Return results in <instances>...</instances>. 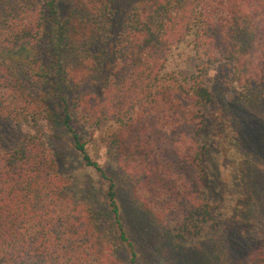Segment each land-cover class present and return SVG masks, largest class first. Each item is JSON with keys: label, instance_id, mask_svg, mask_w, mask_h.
<instances>
[{"label": "trees", "instance_id": "trees-1", "mask_svg": "<svg viewBox=\"0 0 264 264\" xmlns=\"http://www.w3.org/2000/svg\"><path fill=\"white\" fill-rule=\"evenodd\" d=\"M44 1L41 17L30 6L28 20L0 34V120L31 121L44 134L10 146L0 137V264H138L118 172L164 237H199L214 217L204 191L205 112L219 85L248 101L264 88V0H144L131 8L115 46L107 39L88 62L82 52L100 39L93 35L82 48L74 42L111 35L117 0H76L68 21L57 0ZM48 21L53 30L45 35ZM194 27L202 69L167 72L170 46ZM44 41L47 49L37 50ZM22 54L32 61L22 65ZM215 61L221 74L213 84L206 68ZM83 82L96 89L71 98ZM97 137L116 170L95 159ZM64 138L98 175L101 197L94 184L59 171L56 150L44 142ZM247 264H264V239Z\"/></svg>", "mask_w": 264, "mask_h": 264}, {"label": "rangeland", "instance_id": "rangeland-1", "mask_svg": "<svg viewBox=\"0 0 264 264\" xmlns=\"http://www.w3.org/2000/svg\"><path fill=\"white\" fill-rule=\"evenodd\" d=\"M143 1L117 0L112 8L115 18L112 19L114 30L111 35L93 33L87 39L83 37L74 42L82 48L93 35L100 39L82 52L90 56L86 62L92 55L100 53L107 39L112 48L115 46L120 37L117 34L124 31L131 8ZM75 2L57 0L60 20L71 19ZM42 5H45L44 0H0V34L9 32L22 21V17H25L24 21L28 20L24 13L30 6L41 17L44 13ZM48 25L49 31L46 30L45 35H50L53 30V24L48 21ZM197 36L194 27L183 41L170 46L165 60L167 72L193 75L202 69L204 61L197 53ZM46 49L44 41L37 50ZM20 59L22 65L32 61L29 55L24 54ZM206 69L207 80L215 84L216 77L221 74V64L210 62ZM219 88L218 99L206 109L207 126L203 133L208 146L204 157V191L214 206V217L199 237L182 243L164 237L159 225L134 204L129 184L117 173L122 217L138 253V264H247L249 256L264 239V222L261 220L264 215V88L253 89V93H249L250 101L241 95V90H227L220 85ZM95 89V84L85 82L82 88L70 92V97L75 99L78 92ZM108 128L113 129L111 126ZM103 131L101 129L99 133ZM42 135L44 137L37 123L20 121L19 124H11L0 120V137L9 146ZM98 137L93 140L91 150L95 159L112 172L116 165L104 155ZM65 140L54 143L48 140L44 146L56 150L59 171L64 176L75 177L80 183L89 181L90 185L96 186L101 197L103 186L98 175L83 166ZM119 254L125 257L122 251Z\"/></svg>", "mask_w": 264, "mask_h": 264}]
</instances>
